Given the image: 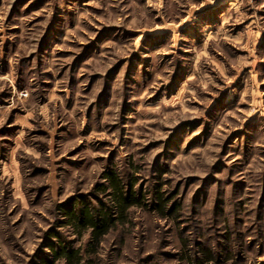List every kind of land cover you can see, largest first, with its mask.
Returning <instances> with one entry per match:
<instances>
[{
    "label": "rangeland",
    "instance_id": "obj_1",
    "mask_svg": "<svg viewBox=\"0 0 264 264\" xmlns=\"http://www.w3.org/2000/svg\"><path fill=\"white\" fill-rule=\"evenodd\" d=\"M109 172L93 264H264V0H0V264H66Z\"/></svg>",
    "mask_w": 264,
    "mask_h": 264
},
{
    "label": "trees",
    "instance_id": "obj_2",
    "mask_svg": "<svg viewBox=\"0 0 264 264\" xmlns=\"http://www.w3.org/2000/svg\"><path fill=\"white\" fill-rule=\"evenodd\" d=\"M107 183L97 187L98 192L106 193L108 201L99 200L98 205H90L85 199L76 201L69 198L59 205L66 225L74 228L80 236L87 233L88 241L83 247L76 250L65 245L59 232L54 229L45 233L48 254L53 260H63L66 264H93L92 257L101 239L119 225H126L128 213L131 207L141 203L140 198L133 195L131 190L126 191L120 178L109 172L105 175ZM77 202V203H76ZM165 200L159 198L156 209L163 215L165 212ZM175 214L173 208L170 214ZM204 258L210 259V252L202 249ZM43 262L48 263V258L42 256ZM193 264H200L198 259H193Z\"/></svg>",
    "mask_w": 264,
    "mask_h": 264
}]
</instances>
